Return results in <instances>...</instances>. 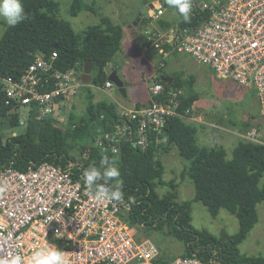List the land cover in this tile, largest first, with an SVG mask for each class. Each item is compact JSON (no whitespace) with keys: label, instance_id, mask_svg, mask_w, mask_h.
Wrapping results in <instances>:
<instances>
[{"label":"built area","instance_id":"built-area-1","mask_svg":"<svg viewBox=\"0 0 264 264\" xmlns=\"http://www.w3.org/2000/svg\"><path fill=\"white\" fill-rule=\"evenodd\" d=\"M165 9L158 2L151 18ZM192 24L167 43L207 66L218 78L252 90L264 116V0H201L193 3ZM143 37L160 49V34L146 27ZM57 55L38 56L18 78L0 80L5 105L12 111L36 109L38 120L58 126L65 102L74 95L75 70L55 68ZM105 88H114L110 81ZM151 101L138 110H125L109 131H97L94 147L118 154L125 142L143 153L160 145L168 122L189 114L178 112L181 92L155 82ZM64 110V116L61 112ZM255 133L249 134L253 140ZM154 147V149H153ZM0 258L20 254L29 264L35 251L55 245L66 252L68 264H159L158 247L139 236L127 222L130 204L100 202L90 195L70 169L50 164L25 171L12 164L0 168ZM165 264H204L196 257H179Z\"/></svg>","mask_w":264,"mask_h":264},{"label":"trees","instance_id":"trees-1","mask_svg":"<svg viewBox=\"0 0 264 264\" xmlns=\"http://www.w3.org/2000/svg\"><path fill=\"white\" fill-rule=\"evenodd\" d=\"M22 2L31 19L16 27H8L0 41V80L18 78L38 56L49 57L55 53L57 70H75L82 74L89 69L94 72L93 83L96 86L105 84L104 68L120 50V26L103 17L98 25L81 36L73 32L69 23L55 17L57 3L51 0ZM82 9L81 0H75L72 16ZM192 20L190 18L186 23L179 16V31L189 28ZM163 47L168 50L171 45L168 43ZM161 83L169 90L167 84ZM175 86L181 87L180 84ZM89 100L84 125L92 127L91 130H111L119 121L115 104H94L92 95ZM193 101L194 98L186 100L180 96L178 112L185 113ZM9 110L0 84V119ZM71 115L74 116V112ZM25 128V133L5 142L0 131V168L12 164L15 169L25 171L45 163L63 170L70 169L73 179L84 184L83 171L93 163L98 164L101 155L107 154L115 160L124 180V198L130 204L127 216L130 226L155 231L166 227L173 238L183 243L185 252L182 257H196L204 264H264V257H248L239 253V245L257 223L256 207L264 201V187H259L260 180L264 178V145L242 141L227 159L223 148H200L196 128L183 118L175 117L167 124L165 137L168 146H176L180 157L187 162L185 174L193 182L194 200L201 203L213 218L224 210L238 221L236 234L222 233L218 238L192 226L189 202L178 203L173 195L159 196L156 188L162 185L163 171L161 164L154 161L156 151L143 153L125 142L120 145L118 154L98 148H82L80 153L85 157L78 164L65 152L62 132L56 123L38 120L35 108H31ZM75 129L78 134L83 131L81 125ZM129 197L135 202L130 203ZM167 261L170 260L161 258L159 264Z\"/></svg>","mask_w":264,"mask_h":264},{"label":"rangeland","instance_id":"rangeland-1","mask_svg":"<svg viewBox=\"0 0 264 264\" xmlns=\"http://www.w3.org/2000/svg\"><path fill=\"white\" fill-rule=\"evenodd\" d=\"M51 1L58 4L55 17L69 23L73 32L82 36L89 28L97 25L101 17L109 18L117 22L121 16V20L134 21L142 11V1L151 3L155 0H81L83 9L76 16H72L71 14L75 0ZM156 1L163 6L167 12V17L170 16L171 19L175 20L179 19L176 10L169 8L166 0ZM194 2L200 3L201 0H195ZM7 28L8 26L3 21H0V41ZM120 59L118 57V60ZM220 82L215 77V74L212 75L208 80V89L201 92L204 97L208 95L206 96V98L208 97V107L212 111V115L210 116L215 120L218 119V123L224 125V127L227 126L230 129H234V131L243 130V127L249 121L248 114L250 113V106L248 105V100L250 94H245V92L233 93L235 88L227 85L222 86ZM91 91L95 92L93 89ZM89 96V91H84V88H81L76 93L72 106L70 105V115L73 111L74 116L69 115V117H65L63 121L58 122L57 126L62 132L65 152L75 158L78 164L85 157L80 153L82 148H95V137L93 138V134L95 136L97 131H103L100 129L91 130L92 127L84 125L83 118L86 114ZM103 100H108V98L103 95ZM26 113L25 108L14 111L9 110L0 119V131L3 135L4 142L10 137L25 133L26 128L23 125ZM209 118L208 116V122ZM255 118L261 121V118ZM77 125H81L83 128L81 134L76 133L75 127ZM258 127L256 125V128ZM204 129L208 132H204L202 128L199 129V135L197 136L198 145L206 149H212L214 144H216L215 147L223 148L226 151L227 159H230L232 150L239 141L235 139L227 141V135L222 130H216L209 126H206ZM244 129V136L240 137L241 141L257 142L258 144L264 145V142H261L256 134L253 140L251 138L249 139L248 133L250 131L246 130V127ZM212 132L219 133L214 134ZM202 135H208V138L215 136L214 141H203ZM167 151L169 153L168 155L166 154L167 152L165 155L162 154L163 151H156L157 155L154 159L155 162L161 164L163 171L162 185L156 188L159 196L173 195L175 201L178 203L189 202L191 224L197 230L207 231L218 238L222 233H227L228 235L236 234L238 232V221L236 217L226 211H221L216 218L211 217L206 208L194 200L195 191L193 182L185 174V167L187 166L186 160L181 158L178 153L172 152L173 150L170 148ZM259 187H264V178L260 180ZM256 210L258 215L257 223L248 233L246 239L239 245V253L248 257H264V201L257 205ZM131 228L139 236L151 240L158 247L160 256L165 259L173 260L182 257L185 252L183 243L173 238L166 227L159 231L139 228L137 226H131Z\"/></svg>","mask_w":264,"mask_h":264},{"label":"crops","instance_id":"crops-1","mask_svg":"<svg viewBox=\"0 0 264 264\" xmlns=\"http://www.w3.org/2000/svg\"><path fill=\"white\" fill-rule=\"evenodd\" d=\"M156 3H158L156 0L151 3L142 1V11L134 21H125L124 19L121 20V16H118L119 18L117 22L110 19L115 25L122 28V38L120 50L114 56L109 65L112 70L117 72L120 79L128 84L126 87V98L122 97L115 87L107 89L105 88L104 83L96 86L93 83L94 72L89 70V73L86 74V69L85 73H76V81L72 86L76 91L74 95H68L66 98L65 117H69L70 109L75 99L74 97L81 88H84V91H89L90 96L92 95L91 101H93L94 104L100 102L115 104L117 116L120 117L121 112L125 110H138L149 105L151 101L149 87L152 83H161L164 78H168V83L165 84H167L170 88L167 91L179 90L181 92L180 96H183L186 100L194 98V101L189 109V114L180 118H183L186 123L196 128L197 136L199 135V129L202 128L203 131L207 133L208 131L204 128L209 126L216 130L219 129L224 131L227 135V141L235 139L236 141H239L237 143L238 145L242 142L240 137L244 136V127H246V130L250 131L248 134L255 133L257 138L261 142H264V116L261 113L258 100L252 90L237 86L230 82H225V80H222L215 75V77L221 81L220 84L222 86L227 85L235 88L233 93L245 92V94H250V98L248 100L250 113L248 114V123L243 127V130L240 131H234V129H230L227 126L224 127V125L218 123V119L215 120L212 116H210L212 115V111L208 107V97L206 98L208 95L204 97L201 92L208 89V80L214 74L207 66L199 63L190 55L176 52L172 48L171 44V47L168 50H164L163 46L168 44L166 41H169L175 33L179 32L177 26L179 19L175 20L171 19L170 16L167 17L166 11H164L161 16L151 18L150 15L154 11ZM146 27L157 31L160 34L161 46L159 50L154 49L151 46V41L146 37H143L142 31ZM118 57L121 59L118 60ZM178 84L181 86L179 89L175 86ZM91 89L95 92L91 91ZM103 95H105L108 100H103ZM89 102L90 100L88 99V103ZM71 113H73V111ZM208 116L210 117L209 122ZM255 117L261 118V121L256 120ZM26 123L27 115L23 126H25ZM256 125L259 127L256 128ZM212 133L216 134L219 132ZM214 138L215 136L208 138V135H202L203 141L210 140L213 142ZM215 145L216 144H214V147ZM199 147L203 148L201 146ZM168 148L173 150L172 152L178 153L176 146H168L164 132L160 140V145H158L154 151H163L162 154L167 152L166 154L168 155Z\"/></svg>","mask_w":264,"mask_h":264},{"label":"clouds","instance_id":"clouds-1","mask_svg":"<svg viewBox=\"0 0 264 264\" xmlns=\"http://www.w3.org/2000/svg\"><path fill=\"white\" fill-rule=\"evenodd\" d=\"M169 8L175 9L184 22H189L193 11V0H166ZM26 19H31L25 11L22 0H0V21L8 27H16ZM83 181L90 195L100 202L121 201L124 199V180L115 160L107 154H102L99 163H93L83 171ZM4 189L0 188V192ZM134 203L132 197L128 198ZM24 257L20 254L0 258V264H23ZM29 264H68L66 252L55 245H46L34 252Z\"/></svg>","mask_w":264,"mask_h":264},{"label":"water","instance_id":"water-1","mask_svg":"<svg viewBox=\"0 0 264 264\" xmlns=\"http://www.w3.org/2000/svg\"><path fill=\"white\" fill-rule=\"evenodd\" d=\"M104 72L107 76V80L113 83L114 87L118 90V93L122 97L126 98V87L128 84L120 79L117 72L115 70H112L109 64L104 68ZM88 73L89 69L86 70V74ZM162 81L164 83H168V78H164ZM61 116H64V110H62Z\"/></svg>","mask_w":264,"mask_h":264}]
</instances>
